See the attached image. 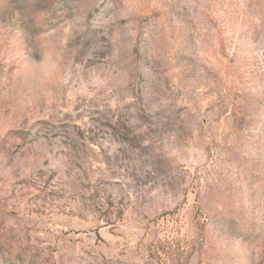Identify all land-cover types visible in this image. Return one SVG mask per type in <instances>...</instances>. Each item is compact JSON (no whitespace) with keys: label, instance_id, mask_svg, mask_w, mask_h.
<instances>
[{"label":"rangeland","instance_id":"rangeland-1","mask_svg":"<svg viewBox=\"0 0 264 264\" xmlns=\"http://www.w3.org/2000/svg\"><path fill=\"white\" fill-rule=\"evenodd\" d=\"M0 264H264V0H0Z\"/></svg>","mask_w":264,"mask_h":264}]
</instances>
